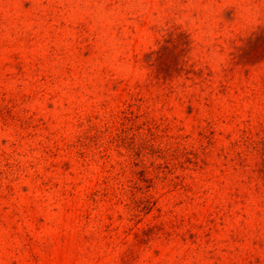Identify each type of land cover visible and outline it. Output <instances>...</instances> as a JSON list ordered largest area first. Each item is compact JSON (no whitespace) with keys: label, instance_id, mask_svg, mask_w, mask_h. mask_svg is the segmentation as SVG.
Segmentation results:
<instances>
[{"label":"rangeland","instance_id":"374dc122","mask_svg":"<svg viewBox=\"0 0 264 264\" xmlns=\"http://www.w3.org/2000/svg\"><path fill=\"white\" fill-rule=\"evenodd\" d=\"M0 264H264V0H0Z\"/></svg>","mask_w":264,"mask_h":264}]
</instances>
